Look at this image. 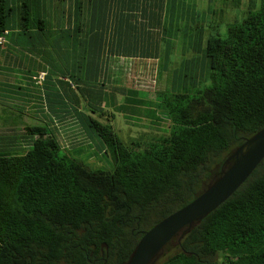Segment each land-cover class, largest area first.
<instances>
[{"label": "trees", "instance_id": "1", "mask_svg": "<svg viewBox=\"0 0 264 264\" xmlns=\"http://www.w3.org/2000/svg\"><path fill=\"white\" fill-rule=\"evenodd\" d=\"M170 3V20L145 28L109 21L112 0H0V34L12 14L23 30L68 32L55 44L42 41L71 53L79 72L66 75L78 90L86 75L90 109L80 123L112 160L110 169L90 168L61 154L53 132L26 126L36 136L30 147L0 154V264H125L146 230L213 183L234 150L264 127V0L225 36L201 23L216 9ZM51 16L67 17L66 29L49 24ZM80 31L86 37L79 39ZM178 32L186 46L177 55ZM112 54L157 59V77L170 82L158 103L168 132L143 149L89 114L103 100L98 81ZM171 243L174 251L158 264H264V158L229 198L164 248Z\"/></svg>", "mask_w": 264, "mask_h": 264}, {"label": "crops", "instance_id": "2", "mask_svg": "<svg viewBox=\"0 0 264 264\" xmlns=\"http://www.w3.org/2000/svg\"><path fill=\"white\" fill-rule=\"evenodd\" d=\"M191 1L193 0H176V6L179 8L194 7L201 11L195 3L191 5ZM112 3L113 11L107 18L112 22L122 19L133 24H144L146 28L148 23H166L170 20L168 18L170 0H121L120 4L119 0H112ZM116 10L118 11L117 16ZM96 18L100 19L99 16ZM18 22V16L12 14L6 41L0 44V152L29 148L36 136L29 135L25 131L26 126H42L56 134L54 130L57 122L61 126L58 129L62 132L64 140L77 133L78 127L85 131L80 119L83 112L81 106L88 102L86 75L84 74V79L77 82L79 90L71 88L68 82L70 78L67 75L79 72L72 63L71 53L66 54L65 48L56 52L55 48L50 46L49 40L45 41V45L42 41L45 36H48L55 44V38L62 39V34L66 38L68 32L36 30L35 28L23 30L19 28ZM57 22L63 23L66 29L68 18L49 17V24ZM43 27L45 28V25ZM151 30L159 29L149 26L147 31ZM83 37H86L85 32L80 31L79 39ZM58 56L63 58V62ZM112 56L118 57V55H110L108 63ZM55 64H59L60 69L54 67ZM39 72L46 73L42 84H36L33 80ZM103 74L100 75L101 79L99 78L98 83L103 81ZM8 109L12 118H20L21 121H10L8 124L6 118V114L9 113ZM15 113H19L20 116ZM30 121L33 123L24 124Z\"/></svg>", "mask_w": 264, "mask_h": 264}, {"label": "rangeland", "instance_id": "3", "mask_svg": "<svg viewBox=\"0 0 264 264\" xmlns=\"http://www.w3.org/2000/svg\"><path fill=\"white\" fill-rule=\"evenodd\" d=\"M259 2L260 0H193L190 4L195 3L197 8L200 7V9L208 12L209 9H216L217 12L209 16V21L211 22L205 21L201 23L205 24L208 30H210L209 27L212 25L213 30H217L222 36H225L227 26L244 16L249 7L254 5L257 7ZM182 36L178 32L172 40L174 42L173 52L177 55L182 54L185 50L186 42L182 41ZM174 57L181 58L180 56ZM61 61L63 62V59ZM157 64L158 60L154 58L112 56L109 59V63L106 64L103 74V88L105 89L103 100L101 102L97 101L95 105L97 109L94 113L89 112L90 115L100 122L110 123L117 136L124 143L139 142L137 149H143L147 146V143L166 135L168 132L169 120L165 118L163 109L158 106V103L163 97L161 91L169 86L170 82L167 81L166 74L157 77ZM54 67L60 69L59 64H55ZM72 88L77 89L75 84ZM81 107L83 113L90 109L88 102L87 104H82ZM15 114L19 115V113ZM6 118L8 124L10 121H21L20 118H12L10 111L6 114ZM32 123L33 121L24 122V124ZM55 126H57V131L56 129L53 130L56 133L61 154L66 153L74 156L90 168L110 169L112 167L110 156L101 149L102 144L99 137L91 136L89 138L85 134L86 132L78 127L77 133L64 140L62 132L59 131L60 124L56 122ZM23 152L24 149H12L7 152H0V154L16 155ZM173 248L174 244L171 243L162 249L150 264H158L164 260L174 251Z\"/></svg>", "mask_w": 264, "mask_h": 264}, {"label": "water", "instance_id": "4", "mask_svg": "<svg viewBox=\"0 0 264 264\" xmlns=\"http://www.w3.org/2000/svg\"><path fill=\"white\" fill-rule=\"evenodd\" d=\"M264 158V127L248 137L226 160L220 176L189 203L146 230L125 264H150L164 246L229 198ZM180 239V238H179Z\"/></svg>", "mask_w": 264, "mask_h": 264}, {"label": "built area", "instance_id": "5", "mask_svg": "<svg viewBox=\"0 0 264 264\" xmlns=\"http://www.w3.org/2000/svg\"><path fill=\"white\" fill-rule=\"evenodd\" d=\"M6 33L7 31H3L1 34H0V44H2L3 42H5V36H6ZM45 75L46 73L45 72H39L38 74H36L34 77H33V80L36 84H42L43 80L45 79ZM69 83H70V86L71 87H74V84L69 80Z\"/></svg>", "mask_w": 264, "mask_h": 264}]
</instances>
